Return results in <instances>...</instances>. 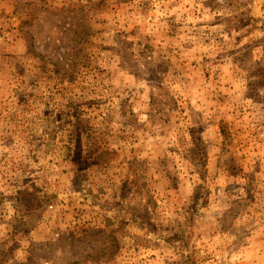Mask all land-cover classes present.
<instances>
[{
    "label": "rangeland",
    "instance_id": "1",
    "mask_svg": "<svg viewBox=\"0 0 264 264\" xmlns=\"http://www.w3.org/2000/svg\"><path fill=\"white\" fill-rule=\"evenodd\" d=\"M0 264H264V0H0Z\"/></svg>",
    "mask_w": 264,
    "mask_h": 264
}]
</instances>
